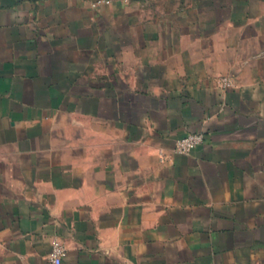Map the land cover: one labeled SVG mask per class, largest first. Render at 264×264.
Masks as SVG:
<instances>
[{"label":"crops","instance_id":"1","mask_svg":"<svg viewBox=\"0 0 264 264\" xmlns=\"http://www.w3.org/2000/svg\"><path fill=\"white\" fill-rule=\"evenodd\" d=\"M55 240L264 264V0H0V264Z\"/></svg>","mask_w":264,"mask_h":264},{"label":"built area","instance_id":"2","mask_svg":"<svg viewBox=\"0 0 264 264\" xmlns=\"http://www.w3.org/2000/svg\"><path fill=\"white\" fill-rule=\"evenodd\" d=\"M222 85L223 87H230L231 82L224 78L222 79ZM204 140L205 135L201 132L188 134L176 142L175 152L179 155H190L197 147L203 144ZM65 251L63 243L59 240H55L47 264H62Z\"/></svg>","mask_w":264,"mask_h":264}]
</instances>
